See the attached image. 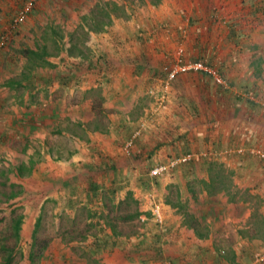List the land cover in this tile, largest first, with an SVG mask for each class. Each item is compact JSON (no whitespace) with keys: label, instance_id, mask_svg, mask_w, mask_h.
<instances>
[{"label":"crops","instance_id":"crops-1","mask_svg":"<svg viewBox=\"0 0 264 264\" xmlns=\"http://www.w3.org/2000/svg\"><path fill=\"white\" fill-rule=\"evenodd\" d=\"M23 1L0 0V32L7 29L13 13ZM176 1L196 3L195 14L199 21L190 13L192 9L186 7L190 38L184 25L178 33L174 23L159 17L154 23H147V17L135 10L126 16L115 15L105 4L78 21L77 27L85 37L77 34L74 37L71 33L69 47L63 38L59 41L62 36L56 32V27L55 40L61 44L62 51L53 56L46 52L38 62L26 63V129L29 136L68 138L73 148L60 160L69 162L74 174L82 172L88 177H100L102 172L101 176L107 174L106 169L112 168V163L117 171L131 163L129 174L133 181L129 178L126 185L133 183L140 189L146 177L148 184L152 182L147 168L169 157L191 153L192 157L183 166L172 170L173 178L169 182L179 184L180 189L184 186V178L187 180L191 175V166H198L204 180L215 178L210 179V162L215 161L228 168L236 189L233 194L247 189L264 196V157L249 152L251 147H259L264 154V103L260 102L264 101V74L260 77L253 66L254 50L244 52L242 48V38L247 39L249 32L230 30L229 25H226L229 30L222 29L218 21L214 22L217 16L224 15L215 14L216 5L221 7L222 3L238 4L246 0ZM221 11L224 12L223 6ZM254 12L253 7L252 15ZM180 13L183 15L184 9L177 8L170 17L177 18ZM233 16L237 18L239 13L229 18L232 20ZM22 30L26 33L24 23ZM175 32L179 37L176 38ZM21 36L12 35V38L18 42ZM179 45L186 50L185 59L200 60V56H205L206 65L216 69L224 85L215 84L205 70L180 73L168 88L167 100L154 110L161 91L162 67L174 60ZM191 46L197 51L188 50V54ZM45 47L43 44L40 49ZM64 121L71 127L67 123L63 125ZM139 128L140 134L132 149L135 155L115 159L116 147L123 145ZM240 149L248 150L239 152ZM89 172L94 174L89 175ZM91 183L97 184L98 196L103 184L91 180L87 187L89 196L93 194ZM206 185L202 190L205 196L228 195L225 187H216L215 192H210L209 182ZM235 199L238 202V196ZM230 204L209 203L204 210H216L214 216H221L223 209H233ZM163 211L165 223L158 226L161 230L147 229L140 242L134 245L136 260L153 261L152 264H166V259L171 264H264V251L259 252L257 247L261 245L264 250L263 230L262 234L254 227L247 226L244 231L237 227L235 238L222 226L230 224L233 228L231 216L208 219L202 231L198 223L189 226L190 223L180 219L173 207H164ZM261 217L264 226V211ZM101 232L102 243L107 241L106 246L114 243V231L102 228ZM111 234L113 238L109 237ZM222 242L231 245L225 250ZM145 246L152 251L147 252ZM258 254L263 255L256 257Z\"/></svg>","mask_w":264,"mask_h":264},{"label":"rangeland","instance_id":"rangeland-1","mask_svg":"<svg viewBox=\"0 0 264 264\" xmlns=\"http://www.w3.org/2000/svg\"><path fill=\"white\" fill-rule=\"evenodd\" d=\"M103 4L115 15L126 16L128 12L135 10L142 14V17H147V23L151 21L154 23L155 18L159 17L168 23H174L175 28H178L177 32L184 25L187 27L189 38L192 33L188 29L187 6L188 9H192L190 13L196 17V21H199L198 15L195 14L194 2L36 0L34 8L26 17V24L24 20L12 33L15 37L22 35L20 41L16 42L11 35L7 46L0 49V217H3L0 220V264H3L2 259L10 251H12L10 264H152L153 261L148 263L142 259L136 260L134 257L136 254L134 245L140 242L145 231L149 228L153 231L161 230L153 220L151 201L147 198L149 191L154 192L156 202L163 208L173 207L175 213L181 216L180 219L183 218L190 224L198 223L202 231H205L204 225L208 223V219L214 217L226 219L227 216H231L234 221L233 224L231 223L233 228L225 223L222 226L224 230L226 228L231 231L230 234L235 235V238L239 229L244 231L248 227H254L258 233L263 234L261 215L264 211V196L247 189L237 195L233 194L236 189L228 174V168H223L215 161L210 162V179L212 176L215 177L211 181L202 178L197 165L191 166V175L187 180L183 177L185 187L180 189L179 184L169 182L173 178L172 173L158 176L149 174L150 169L163 163L161 162L150 169L147 168L152 178L151 184H148L149 180L146 183L144 181L140 183L143 187L136 189L133 183L126 185V180L129 178V181H133L129 174L133 167L131 163L121 166L119 168L121 170L118 171L112 163L113 167L108 166L107 174L101 176L102 172L100 177H88L82 172L74 174L70 169L71 164L61 161L73 148L68 138L53 139L54 135L46 138L29 136V130L26 129V73H28L26 63L31 64L39 60L26 53V49L41 51L40 47L44 44L47 55L59 54L62 51L61 44H57L55 40L54 29L58 27L56 32L62 36L59 41L63 38L66 41L65 45L69 47L71 33L74 37L76 34L81 38L85 37L77 27L78 21ZM220 6L216 5L213 11L216 15L223 13L225 16H220L222 18L217 16L214 22L218 21L217 24L222 29H228L226 25H229L230 30L242 29L244 34L249 32L247 39L242 38V48L244 52L247 49L252 52L254 50L253 66L262 77L264 0H254V2L246 0L238 4L231 2L223 5L222 3ZM222 6L225 13L221 11ZM253 7L254 15L251 13ZM177 8L181 11L184 9L183 15L180 13L177 18H171ZM234 13H239V16L237 18L233 16L231 20L229 17ZM226 19L228 21H225ZM23 23L26 33L22 32ZM177 32H175L176 38L179 37ZM195 49L191 46V49H187V53L189 54L188 50H191V53L197 51ZM183 54L185 57L188 56L186 50ZM200 57L204 60L205 56ZM213 81L218 84L214 79ZM38 97L39 95H36V98ZM66 123L70 126L67 121H64L63 125ZM115 153L117 156L115 159L128 158V156L131 158L135 155L132 150L129 154H125L122 145L116 147ZM143 167H147L146 164ZM93 174L89 172V175ZM160 178L168 180L161 181ZM91 180L103 184L100 194L94 200H89L87 192ZM206 182L210 184L208 186L210 192H215L216 187H225L228 195L213 193L205 196L203 191L207 187ZM112 188L115 192L110 191ZM235 196H238V202ZM69 199H72L73 203ZM209 203L211 205L231 203L233 209L225 208L221 216H214L216 210H204ZM141 217L145 219L142 220ZM17 220H20L18 229L15 228ZM102 228L114 231L115 239H113L114 243L100 248L94 244V241L103 238ZM221 244L225 250L231 245L230 242ZM257 247L259 252L264 251L263 246L257 245ZM144 249L147 252L152 251L149 246H145ZM262 255L258 254L256 257Z\"/></svg>","mask_w":264,"mask_h":264},{"label":"built area","instance_id":"built-area-1","mask_svg":"<svg viewBox=\"0 0 264 264\" xmlns=\"http://www.w3.org/2000/svg\"><path fill=\"white\" fill-rule=\"evenodd\" d=\"M35 3H36V0H24L23 3L16 10V12L13 13L7 29L0 32V49H3L7 46V44L9 43L8 41H9L10 36L18 28V26L26 19L28 14H30V12L35 6ZM184 38H185V35L182 36V39ZM183 51H184L183 47L179 45L176 50V55H175L174 60H172L171 63L165 64L162 67V71L164 75L159 76V79L161 81V91L158 96V103L155 105L154 110L159 109V107L167 99L168 88L171 82L180 73L191 71V70L192 71L205 70L209 74H211L213 79L218 84L224 83L222 76L216 71V69L206 65L205 61L202 59L200 60L185 59ZM260 102L261 104L264 103V101H260ZM142 126H143V123L141 124V127ZM139 134H140V128L133 131V133L124 141L122 145V149L125 154H129L131 152L132 147L135 143V140ZM243 150L245 149H240L239 152H243ZM249 152L257 156L260 155L264 157L263 151L259 147H251L249 149ZM191 157H192L191 153H185L177 157H171L167 161L151 168L149 171V174L151 176H158L161 174L172 173V170L176 166L188 161ZM147 198L151 201V209H152V216H153L154 222L158 226L162 227L165 223L163 207L159 203L156 202L155 194L153 191H149L147 193ZM141 218L142 220L145 219L144 217H141ZM170 263H171L170 261L166 260V264H170Z\"/></svg>","mask_w":264,"mask_h":264},{"label":"trees","instance_id":"trees-1","mask_svg":"<svg viewBox=\"0 0 264 264\" xmlns=\"http://www.w3.org/2000/svg\"><path fill=\"white\" fill-rule=\"evenodd\" d=\"M251 1V0H250ZM26 53H28V54H31L33 57H35L34 59L35 60H39V59H41L42 58V56L44 55V54H47L46 53V51H45V49L44 50H41V51H37V50H33V49H26ZM26 68H28V67H26ZM164 75V73H163V71L161 70V75L160 76H163ZM185 163V162H184ZM184 163H181V164H184ZM180 164V165H181ZM179 166V165H178ZM178 166H176V167H178ZM175 167V168H176ZM19 171L21 172V169L19 168ZM149 176V175H148ZM147 178L148 177H146L145 179H144V181H146L147 180ZM149 179V178H148ZM149 182V181H148ZM156 183H157V181H155ZM150 183V182H149ZM97 184L96 183H91V187H90V189L91 190H93V194H92V196H89L90 198H89V200H94L96 197H97V195H96V190H97V186H96ZM112 192H115L114 190H112ZM5 216V215H4ZM1 218H3V217H0V220H1ZM19 223H20V220H17L16 221V229H18L19 228ZM189 226H194V225H189ZM113 236L114 235H109V237L110 238H113ZM108 239V237L107 238H105V241ZM95 243L94 244H96V246L98 247H100V248H102V246H105V243L107 242H105V243H102L103 242V239H102V241H94ZM10 251V250H9ZM11 252L12 251H10L9 253H8V255L6 256V257H4L2 260H3V264H10L11 263V260H12V254H11ZM15 264H17V263H15ZM171 264V263H170Z\"/></svg>","mask_w":264,"mask_h":264}]
</instances>
